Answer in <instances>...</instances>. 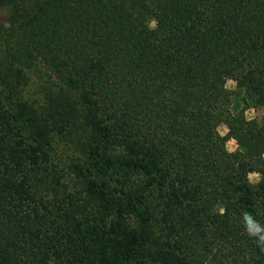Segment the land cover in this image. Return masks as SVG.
Returning <instances> with one entry per match:
<instances>
[{
	"label": "trees",
	"instance_id": "trees-1",
	"mask_svg": "<svg viewBox=\"0 0 264 264\" xmlns=\"http://www.w3.org/2000/svg\"><path fill=\"white\" fill-rule=\"evenodd\" d=\"M1 9L0 264H264V125L226 85L264 110V0ZM39 60L62 86L25 119L7 99ZM54 134L85 156L83 195L51 155Z\"/></svg>",
	"mask_w": 264,
	"mask_h": 264
},
{
	"label": "rangeland",
	"instance_id": "rangeland-1",
	"mask_svg": "<svg viewBox=\"0 0 264 264\" xmlns=\"http://www.w3.org/2000/svg\"><path fill=\"white\" fill-rule=\"evenodd\" d=\"M7 15V11L0 10V21H4ZM150 26H155L154 21H150ZM2 41V31L0 26V51ZM27 73L30 76V82L28 85L20 89L19 93L15 97L8 98L13 109L18 111L20 106L17 102L26 106L27 114L23 117L27 119L34 112H41L48 105L50 98L60 89L62 86L61 81L55 76L51 67L39 60L34 66L27 69ZM227 87L233 92L231 96V102L233 106L238 108H246V116L249 119H255L259 126L264 125V110L258 106L247 104L245 101V92L238 89L237 83L234 79L230 78L226 83ZM219 130L222 134H226L228 128L225 124L220 125ZM227 148L229 151H235L238 148V143L235 138H230L227 141ZM49 149L55 162L64 169L66 180L69 182L71 188L74 191L79 192L81 195L84 193L83 179L77 175L74 171V164L77 162H84L85 156L80 151L79 147L66 136L54 134L50 138ZM260 179V175L257 172L249 174V181L252 186H255ZM110 183L114 186L120 187L116 183L115 175L110 177ZM97 215H101L102 212L95 210ZM134 220L133 218L131 219ZM237 229V227H235Z\"/></svg>",
	"mask_w": 264,
	"mask_h": 264
}]
</instances>
